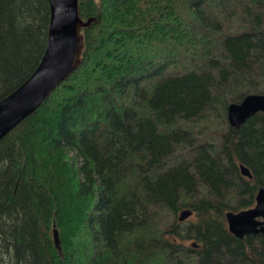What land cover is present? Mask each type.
Listing matches in <instances>:
<instances>
[{
    "label": "trees",
    "instance_id": "16d2710c",
    "mask_svg": "<svg viewBox=\"0 0 264 264\" xmlns=\"http://www.w3.org/2000/svg\"><path fill=\"white\" fill-rule=\"evenodd\" d=\"M77 2L96 18L79 65L0 138V264H264V236L224 220L264 187V113L226 121L264 93V0ZM48 17L47 0H0V99Z\"/></svg>",
    "mask_w": 264,
    "mask_h": 264
},
{
    "label": "water",
    "instance_id": "95a60500",
    "mask_svg": "<svg viewBox=\"0 0 264 264\" xmlns=\"http://www.w3.org/2000/svg\"><path fill=\"white\" fill-rule=\"evenodd\" d=\"M48 26L46 45L35 69L9 94L0 99V138L36 107L79 65L83 47L80 29L87 27L94 17L82 19L77 0H47ZM256 112L264 113V93L245 95L237 103L226 107V121L237 128ZM264 137V127L261 130ZM242 176L251 177L248 168L238 165ZM191 210L182 209L176 213L181 222L190 216ZM224 220L228 232L237 238L248 234L264 236V187L257 188L253 206L237 212L226 211ZM52 241L59 250L57 230L52 227ZM191 247L196 246L194 242Z\"/></svg>",
    "mask_w": 264,
    "mask_h": 264
},
{
    "label": "rangeland",
    "instance_id": "374dc122",
    "mask_svg": "<svg viewBox=\"0 0 264 264\" xmlns=\"http://www.w3.org/2000/svg\"><path fill=\"white\" fill-rule=\"evenodd\" d=\"M36 126H34L33 129H35ZM34 130L35 132L38 131ZM75 207V206H73ZM82 211V210H81ZM77 210H74L73 208H71L69 211H67L69 213V217L71 219H73V223H72V231H74L75 229H78L79 224H80V220L83 218L82 212ZM65 212V210L63 208H61V213ZM73 216V217H72ZM184 244H188L187 240H182ZM157 264V263H156Z\"/></svg>",
    "mask_w": 264,
    "mask_h": 264
}]
</instances>
